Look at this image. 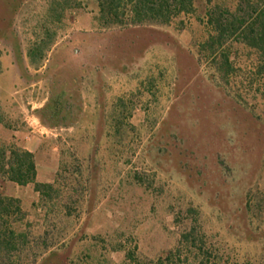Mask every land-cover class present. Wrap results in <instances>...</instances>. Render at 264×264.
<instances>
[{
    "label": "trees",
    "instance_id": "16d2710c",
    "mask_svg": "<svg viewBox=\"0 0 264 264\" xmlns=\"http://www.w3.org/2000/svg\"><path fill=\"white\" fill-rule=\"evenodd\" d=\"M29 1L0 0V41L20 39L16 20ZM85 11L97 29L73 33L59 44L63 21ZM38 19L26 57L35 71L46 66L42 76L33 77L49 82L47 101L35 111L44 127L76 125L84 110L83 85L92 75L102 82L106 71L128 74L151 48L166 47L174 67L170 105L165 118L153 123L158 128L145 155L184 179L240 240L264 242V0H48ZM184 32L192 38L188 46L180 41ZM19 48L15 43L16 52ZM122 106L112 115L118 142L128 132ZM37 176L34 154L0 145V264H25L30 256L31 264H77L69 251L62 257L57 241L31 239L18 225L24 219L22 201L6 195L4 185H34L42 200L51 199L55 187L38 183ZM29 246L37 251L31 254ZM85 256L91 263L92 255ZM191 256V264H231L195 229L156 261L137 262L133 252L126 260L189 264Z\"/></svg>",
    "mask_w": 264,
    "mask_h": 264
},
{
    "label": "rangeland",
    "instance_id": "374dc122",
    "mask_svg": "<svg viewBox=\"0 0 264 264\" xmlns=\"http://www.w3.org/2000/svg\"><path fill=\"white\" fill-rule=\"evenodd\" d=\"M47 1L25 5L16 20L17 42L0 41V145L34 154L37 182L56 189L51 199L43 201L34 185L5 184L4 193L22 201L24 219L18 225L27 229L31 239L57 241L62 257L69 251L77 264H132L126 260L132 252L137 262L156 261L175 250L191 229L231 264H264V242L240 240L184 179L151 164L145 155V146L158 128L153 123L165 118L170 105L174 67L166 47L151 48L128 74L106 71L102 82L92 75L83 85L84 110L74 127L53 130L40 123L35 111L47 101L49 82L33 77L42 76L46 66L35 71L26 49ZM62 26L66 29L59 44L73 33L92 32L98 23L85 11L68 17ZM191 40L187 32L180 36L185 46ZM148 78L158 79L156 85H143ZM120 102L126 107L128 132L118 142L111 124L112 115L123 111ZM28 251L37 249L29 246ZM87 254L93 257L91 263L86 262ZM185 258L182 255L183 262ZM193 260L191 256L189 264ZM32 261L30 256L25 264Z\"/></svg>",
    "mask_w": 264,
    "mask_h": 264
}]
</instances>
